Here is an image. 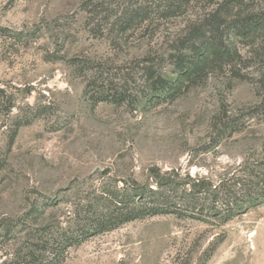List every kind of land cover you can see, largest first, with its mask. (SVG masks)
<instances>
[{
	"label": "rangeland",
	"instance_id": "1",
	"mask_svg": "<svg viewBox=\"0 0 264 264\" xmlns=\"http://www.w3.org/2000/svg\"><path fill=\"white\" fill-rule=\"evenodd\" d=\"M225 2L194 0L184 15L116 38L108 30L94 36L105 25L93 11L100 1L0 0V219L28 225L27 214L45 203L60 216L104 171L141 183L151 168L221 177L256 158L264 147L261 46L238 43V74L227 68L185 81L160 102L97 104L78 69L91 61L142 83L141 62L153 59L173 81L172 46ZM64 264H264V205L222 226L173 216L135 221L71 248Z\"/></svg>",
	"mask_w": 264,
	"mask_h": 264
},
{
	"label": "trees",
	"instance_id": "2",
	"mask_svg": "<svg viewBox=\"0 0 264 264\" xmlns=\"http://www.w3.org/2000/svg\"><path fill=\"white\" fill-rule=\"evenodd\" d=\"M94 1L101 2L93 5V11L103 13L99 20L105 23L97 31L92 29L94 36L103 37L108 30L121 38L144 25L158 27L186 14L194 0H89ZM246 1L255 3L226 0L202 20L192 23L176 40L166 58L171 72L177 74L175 80H170L153 59L141 62L142 83H137L130 73L114 76L87 61L85 67H78L84 74V94L97 104L120 105L130 102L131 97L134 104L143 97L160 102L176 97L185 81L195 84L210 73L227 68L238 74L243 63L238 43L264 50V0H257L251 9H241ZM129 82L134 83L133 88ZM0 96L4 98L2 89ZM7 102L9 113L13 109L11 98ZM45 109L38 105L36 110ZM221 175L151 168L141 183L113 179L101 172L98 178L90 179L85 192L75 195L60 216L47 211L50 207L55 209L56 204L45 203L27 214L26 219L33 222L28 225L0 219V264H64L71 248L135 221L173 216L222 226L264 205V147L256 158L223 170Z\"/></svg>",
	"mask_w": 264,
	"mask_h": 264
}]
</instances>
